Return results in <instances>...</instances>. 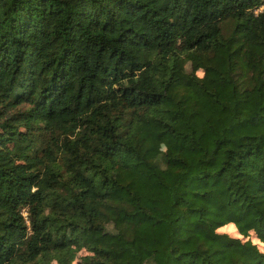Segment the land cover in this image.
Segmentation results:
<instances>
[{
  "label": "trees",
  "instance_id": "trees-1",
  "mask_svg": "<svg viewBox=\"0 0 264 264\" xmlns=\"http://www.w3.org/2000/svg\"><path fill=\"white\" fill-rule=\"evenodd\" d=\"M0 264H264V0H0Z\"/></svg>",
  "mask_w": 264,
  "mask_h": 264
},
{
  "label": "rangeland",
  "instance_id": "rangeland-1",
  "mask_svg": "<svg viewBox=\"0 0 264 264\" xmlns=\"http://www.w3.org/2000/svg\"><path fill=\"white\" fill-rule=\"evenodd\" d=\"M220 229H221V230H225L226 232H228L229 234H232V235H235V234H236L235 230L232 229V228L230 227V225H229V226H223V227H220Z\"/></svg>",
  "mask_w": 264,
  "mask_h": 264
}]
</instances>
